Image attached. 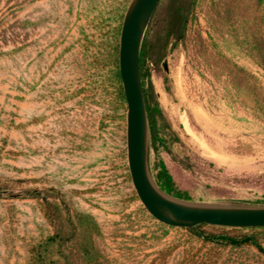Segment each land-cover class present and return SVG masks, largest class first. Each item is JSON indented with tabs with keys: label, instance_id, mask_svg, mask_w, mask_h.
<instances>
[{
	"label": "rangeland",
	"instance_id": "obj_1",
	"mask_svg": "<svg viewBox=\"0 0 264 264\" xmlns=\"http://www.w3.org/2000/svg\"><path fill=\"white\" fill-rule=\"evenodd\" d=\"M130 1L0 0V264H35L32 248L56 230L73 236L62 252L92 244L96 264H264L250 245L160 223L139 200L116 77ZM144 36L145 69L178 140L149 141L153 181L160 188L163 162L167 195L264 206V0H159ZM38 192L63 201L70 221L52 226ZM204 230L254 234L264 248V230Z\"/></svg>",
	"mask_w": 264,
	"mask_h": 264
},
{
	"label": "water",
	"instance_id": "obj_2",
	"mask_svg": "<svg viewBox=\"0 0 264 264\" xmlns=\"http://www.w3.org/2000/svg\"><path fill=\"white\" fill-rule=\"evenodd\" d=\"M159 0H131L119 38L118 68L127 105V161L136 194L149 214L162 224L192 229L198 225L225 228H264V206L198 204L164 193L148 167L149 125L146 113L140 50Z\"/></svg>",
	"mask_w": 264,
	"mask_h": 264
},
{
	"label": "trees",
	"instance_id": "obj_3",
	"mask_svg": "<svg viewBox=\"0 0 264 264\" xmlns=\"http://www.w3.org/2000/svg\"><path fill=\"white\" fill-rule=\"evenodd\" d=\"M178 13V10H176ZM180 19L177 16H173L172 22L180 23ZM145 36L142 41L141 50H140V70L142 77V86H143V95L146 107V113L148 118L149 125V136H150V145L154 148L158 143L162 145V147H166L169 145L166 139L170 140L172 138V142L176 143L178 140L175 138V134L172 131L170 125L166 122L164 115L159 107L158 102L155 99V90L153 83L151 81L150 73L145 69V58H146V44H145ZM258 65L264 71V60L258 63ZM116 77L118 82L120 83V94L123 100L124 93L121 86V79L119 74V68L116 73ZM165 81V79H164ZM170 89L167 90L169 93ZM161 132L165 134H161ZM156 179L159 183V186L162 190L167 192H171L173 189V181L171 175L168 173L163 162L159 163V171L157 173ZM33 198L41 199L44 205V214L47 221L54 226L55 228H59L60 224L63 221L64 216L67 217V220L70 221L72 216L69 208L62 201L61 203L54 200L53 202H49L47 198L41 196V193L32 194ZM75 217L78 220L87 221L91 225V233L94 235H98L99 230L94 219L86 214L76 213ZM208 225H198L192 229H186L193 236L208 242L223 245L225 247L232 248H240L245 245H250L256 248L262 255H264V248L261 243L257 239L254 234H247L241 236H232L225 233L213 234L206 232L204 227ZM238 229H259L264 230V228H238ZM73 236H63L61 232L55 231V233L51 236H48L44 241L37 244L31 251V258L35 264H78L81 258L83 262L86 264H96L97 260L95 259V249L93 245L85 246L82 248V252L78 255H72L70 252H62L63 245H66L67 240L71 239ZM57 249V258H53L51 255V251Z\"/></svg>",
	"mask_w": 264,
	"mask_h": 264
},
{
	"label": "crops",
	"instance_id": "obj_4",
	"mask_svg": "<svg viewBox=\"0 0 264 264\" xmlns=\"http://www.w3.org/2000/svg\"><path fill=\"white\" fill-rule=\"evenodd\" d=\"M171 127V126H170ZM172 131H174V129L171 127ZM175 132V131H174Z\"/></svg>",
	"mask_w": 264,
	"mask_h": 264
}]
</instances>
